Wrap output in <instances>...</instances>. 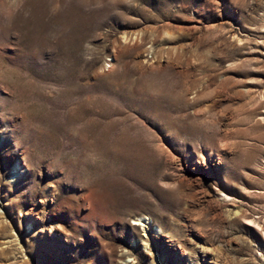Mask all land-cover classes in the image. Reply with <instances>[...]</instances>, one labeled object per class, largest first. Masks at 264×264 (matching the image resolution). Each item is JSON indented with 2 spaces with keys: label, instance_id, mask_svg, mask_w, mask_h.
Returning a JSON list of instances; mask_svg holds the SVG:
<instances>
[{
  "label": "rangeland",
  "instance_id": "obj_1",
  "mask_svg": "<svg viewBox=\"0 0 264 264\" xmlns=\"http://www.w3.org/2000/svg\"><path fill=\"white\" fill-rule=\"evenodd\" d=\"M264 0H0V264H264Z\"/></svg>",
  "mask_w": 264,
  "mask_h": 264
},
{
  "label": "bare ground",
  "instance_id": "obj_2",
  "mask_svg": "<svg viewBox=\"0 0 264 264\" xmlns=\"http://www.w3.org/2000/svg\"><path fill=\"white\" fill-rule=\"evenodd\" d=\"M262 117H264V110L262 111ZM251 221H253V222H255L256 221V223L258 224V225H260V228H261V230H262V234H263V237H264V221H261V220H256V219H250Z\"/></svg>",
  "mask_w": 264,
  "mask_h": 264
}]
</instances>
